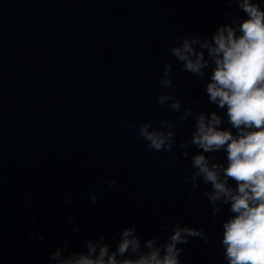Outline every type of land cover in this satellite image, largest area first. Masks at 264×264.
I'll use <instances>...</instances> for the list:
<instances>
[{
    "label": "clouds",
    "instance_id": "9594fccd",
    "mask_svg": "<svg viewBox=\"0 0 264 264\" xmlns=\"http://www.w3.org/2000/svg\"><path fill=\"white\" fill-rule=\"evenodd\" d=\"M229 9L235 5L243 16L228 11L230 23L219 24L208 37L190 34L173 36L174 45L166 50L175 58L180 71L202 80L208 75L205 94L208 102L217 110L194 112L197 100H189L184 107L177 99L175 90L161 92L157 97L158 107L176 113L175 120L161 118L160 127L151 122L137 124L126 121L125 127L136 129L152 152H172L177 147L175 129L183 127L191 118L194 122L189 139L181 133L180 156L189 158L191 169H184V180L191 189L200 184L210 185L201 195L212 205L211 217L217 219L223 206H229L231 215L223 220L224 259L228 264H264V0H221ZM173 64H164L163 74L157 77L162 89L173 88L171 73ZM220 111L226 115L221 116ZM230 127H224V125ZM226 154V162L218 161V153ZM170 167V165H166ZM117 183L115 177L107 181L108 189ZM107 190V189H106ZM189 191V198L195 197ZM97 194L91 193L92 203ZM32 197L27 203L31 205ZM71 197L62 200L70 204ZM30 219L29 223H33ZM69 223L75 224L74 218ZM161 232H167L163 243L154 236L141 240L135 225L125 227L115 234L116 247L100 235L95 241L85 239V252H69L68 243L49 255L55 264H180L183 247L190 238H199L205 245L211 243L202 228L175 224L171 220L161 224ZM171 227V231L168 229ZM79 233V228H73ZM29 236L36 237L34 232Z\"/></svg>",
    "mask_w": 264,
    "mask_h": 264
}]
</instances>
